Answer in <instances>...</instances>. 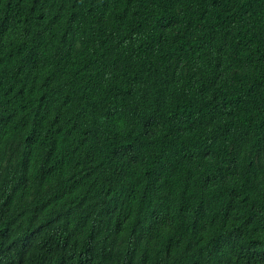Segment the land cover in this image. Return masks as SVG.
<instances>
[{"label": "trees", "instance_id": "trees-1", "mask_svg": "<svg viewBox=\"0 0 264 264\" xmlns=\"http://www.w3.org/2000/svg\"><path fill=\"white\" fill-rule=\"evenodd\" d=\"M0 264H264V0H0Z\"/></svg>", "mask_w": 264, "mask_h": 264}]
</instances>
